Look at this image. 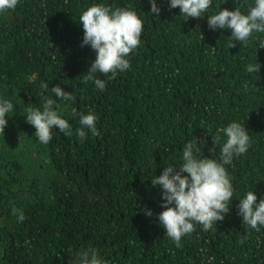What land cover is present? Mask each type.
Wrapping results in <instances>:
<instances>
[{"label":"trees","instance_id":"obj_1","mask_svg":"<svg viewBox=\"0 0 264 264\" xmlns=\"http://www.w3.org/2000/svg\"><path fill=\"white\" fill-rule=\"evenodd\" d=\"M155 2L158 15L150 0H19L0 13V100L14 105L0 132V264H78L89 248L108 264H264V226L243 224L238 209L248 191L257 203L264 198V33L229 48L231 30L208 26V16L236 6L247 14L255 0H212L202 17L187 20L170 0ZM94 3L129 8L143 21L130 68L112 79L96 74L103 91L81 79L96 52L81 46L79 18ZM257 62L259 73H247ZM53 86L74 99L57 98ZM46 96L73 134L54 126L43 144L26 110H42ZM89 111L100 134L85 129L81 142L79 114ZM233 121L246 127L250 147L225 165L229 212L208 231L195 224L177 248L158 221L162 189L151 179L178 169L194 137L219 162L226 136L217 129Z\"/></svg>","mask_w":264,"mask_h":264},{"label":"clouds","instance_id":"obj_2","mask_svg":"<svg viewBox=\"0 0 264 264\" xmlns=\"http://www.w3.org/2000/svg\"><path fill=\"white\" fill-rule=\"evenodd\" d=\"M19 0H0V13L14 10ZM151 13L157 15L161 11L155 0H150ZM212 0H170V9L179 7L180 14L188 18L202 17ZM84 29L81 46L89 45L96 57L88 71L81 76L82 82L87 84L94 81L101 91L105 89V81L96 77L97 73L112 75L130 68L126 58L140 44L143 31V21L136 11L129 8H115L101 3H94L84 10L79 18ZM208 26L211 29H230L232 40L228 47H235L236 42L247 43L253 33H264V0H255L247 14L242 13L236 6L235 10L221 9L218 13L208 16ZM203 38V36H202ZM258 48H264V39H259ZM260 64L249 63L247 73H259ZM47 83H42L43 90L48 89ZM51 92L57 98L65 101L73 100L71 92L65 91L61 86H53ZM56 101L50 96L43 97L41 108H28L26 120L36 129L35 136L43 144H48L53 138V128L58 127L65 136L73 134L72 126L68 120L54 108ZM58 108V105H56ZM14 110V105L7 99L0 100V132L4 134L7 124L6 114ZM77 115L75 109L73 116ZM97 116L94 111L88 114H79L80 127L75 130L77 137L83 142L88 133L93 136L100 133L96 127ZM218 133L226 136V142L220 149V161L204 156L203 149L198 147L197 138L188 142L182 152V163L166 166L159 176L151 179L152 184L161 186L163 197V211L158 214V221L165 229L177 248L182 247V237L194 232L195 224H200L204 231H208L217 221H222L229 212V204L233 196V184L225 165L231 164L233 158L248 151L250 136L245 126L238 122H231L227 127L217 129ZM219 139V136L216 138ZM213 147L209 149L214 152ZM186 173V174H185ZM239 214L242 215L243 224L251 229L260 231L264 226V198L257 203L254 191H248L243 199L239 200ZM16 211V210H14ZM151 216V210L145 212ZM22 211L18 212L17 220L25 219ZM78 264H108L102 259L97 250L89 248L78 254Z\"/></svg>","mask_w":264,"mask_h":264}]
</instances>
